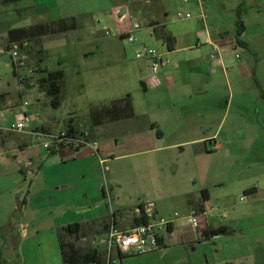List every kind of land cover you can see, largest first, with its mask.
<instances>
[{
    "label": "crops",
    "instance_id": "crops-1",
    "mask_svg": "<svg viewBox=\"0 0 264 264\" xmlns=\"http://www.w3.org/2000/svg\"><path fill=\"white\" fill-rule=\"evenodd\" d=\"M21 1H24L22 5ZM21 1L1 6L15 5L13 9L17 11V15L20 16V13L26 12L24 16L28 15L34 21L33 23L74 17L76 28L80 26V19L92 16L93 6L90 8V4H95L91 2L92 0ZM241 3L235 6L236 12H240ZM121 9L123 13L118 18L116 15ZM0 10L2 12V9ZM128 10V7L124 5L114 9L116 24L123 29L129 26V24L126 25V19L129 17ZM9 11L12 9L10 8ZM188 23L191 25L193 22ZM197 24H199L196 30L197 36L203 38V41L210 46V50L209 41L218 46L219 50L215 58L209 57L208 60L207 56L200 57L197 52L187 53L186 50H192V45L181 46V33L158 21L151 22L152 37L160 40L152 33V29L156 27L174 38L172 50H167L165 43L160 40L162 48H166L168 52L164 53L169 62L163 64L157 72L160 84L153 88L157 90L154 99L157 104L155 112L150 110L136 112L131 95L126 88H122L120 94L114 97L130 95L132 117L97 126H89L87 123L84 129L81 128V123L73 122L86 133V144L75 146L64 143L57 149L48 147L43 151L39 144L43 143L41 138L58 135L64 130L65 125L57 133L52 132L50 122L55 120V115L46 113L44 119L40 115L45 107L53 108L48 97L35 82L27 83L23 80L28 70L18 71L16 77L13 75L9 51L6 50V32L15 26L6 27L1 32L4 24L0 18V61L6 54L7 61H4V64L10 67V75L4 78L0 76V264L19 262L21 250L27 249L29 244L40 251L44 264H62L57 238V230L60 227L73 222L86 224L105 218L104 201L108 197L112 200L116 197L117 202L120 201L118 205H122L117 192L119 182L116 178L117 167L114 161L124 157L148 156L147 159L138 163L131 162L130 165L120 167L123 173H132L138 168H143L148 173L154 169L156 171L166 169L178 182L175 184L177 192L170 197L172 199L180 197L179 202L186 204L185 214L180 217V220L186 219L185 216L189 211L194 210L197 211L198 216H203L206 222V205L212 197L211 189L213 186L223 184L221 177L228 169L212 168L206 160L213 151L217 154L220 150L228 151L229 145L228 134L223 132L226 120L225 111L223 113L221 107L223 104L220 102L214 106L210 102L207 103L206 95L212 88V76L219 72L226 75L223 68L225 58L230 49H235L236 44L227 26L209 27L206 21ZM67 32L44 35L40 38L45 55L42 66L49 71L61 70L64 74L66 62L74 56L72 68L77 75H80L81 71L82 74L89 73L86 72L87 70L91 71L86 67L90 59L93 60L92 69L95 65L98 68L101 64H98V60L94 58L95 43H99L100 38L93 36H86L85 41L82 42L92 47L72 54L56 56L57 66L54 68L46 64L47 52L53 45L61 44L58 47H66L77 42L78 38L69 37ZM180 48L183 50L182 53L177 52ZM99 60L105 63L104 65L110 61L109 58ZM137 60H125L127 63L123 66H126L128 75L127 70L120 71L119 75H117L119 71L114 73L113 70H108L107 76L118 77L120 84L123 79L129 77L128 80H138L139 84L142 83L143 89H146L143 81L149 72L148 61ZM102 76L98 75L92 80L95 87H102L104 83ZM80 84L84 86L85 82ZM20 85L27 90L36 91L34 109L29 107L30 103L28 106H22L23 101L26 100L23 99L24 92ZM102 88L108 92L112 91L110 84H105ZM225 105L228 106V103ZM19 108L29 117L28 127L23 131H9L6 125L20 117L17 112ZM66 120L63 121L66 123ZM115 124H119L125 130L121 138L114 136L111 126ZM33 136L38 140L36 145L31 144ZM239 153L242 156L246 155L244 147L239 149ZM180 177L184 183L182 188ZM245 191L254 201L256 186L251 183L245 187ZM225 196L227 194H223V197ZM157 201L155 197L148 196L138 204L152 203L155 215L170 217V212L165 208L161 210L157 206ZM138 204L132 208L135 216ZM113 209L125 211L130 208L115 206ZM17 213L20 216H16ZM205 225L206 230L212 227L208 222ZM219 225L233 227L231 224ZM177 227H179L177 224L171 225V230H167L164 234L162 243L157 249L167 248L168 240L178 230ZM206 230L200 232L204 240H216L219 237L217 235L205 239ZM237 255L226 262L235 264L232 261L235 260L241 264L244 263L240 261L244 255L239 252ZM26 259L29 260L27 256Z\"/></svg>",
    "mask_w": 264,
    "mask_h": 264
},
{
    "label": "rangeland",
    "instance_id": "rangeland-1",
    "mask_svg": "<svg viewBox=\"0 0 264 264\" xmlns=\"http://www.w3.org/2000/svg\"><path fill=\"white\" fill-rule=\"evenodd\" d=\"M91 2H95L90 4V8L93 6L92 16L80 19V26L67 32L69 37L78 38L77 42L66 47H58L61 44H55L46 55V64L54 68L57 66L56 56L72 54L92 47L89 44H82L86 36L100 38L99 43H95L94 60H98V64L101 65L98 68L95 65L92 69L93 60L90 59L86 67L91 71L87 70L86 72L89 73L86 74H82L81 71L80 75H77L72 68L74 64V56H72L64 67L59 105L56 108L45 107L40 112L43 119L46 113L55 115V120L50 122V129L54 133L62 129L65 125L63 120L66 118H71L75 123H81L83 128L87 125L85 121L89 106L117 98L114 96L120 94L122 88H126L131 95L136 112L148 110L155 112L156 110L157 104L154 99L157 90H153L155 87L148 86L143 89L138 80H128L129 77L123 79L120 84L118 77L107 76L108 70H113L114 73L119 71L117 75L120 71L127 70L126 66H123L127 63L125 61L127 59L138 61L134 57L137 45L112 34L116 26H119L113 14L117 6L124 5L129 9L126 25L132 22L140 25V29L134 33L137 43L160 49L166 54L168 52L166 48H162L161 41L151 35L150 25L154 20L181 33V46L192 45V50H186L187 53L197 52L200 57L207 56L208 60L210 46L196 33L199 28L197 23H201L198 14L201 12L205 14V21L209 27L227 26L229 32L233 34L236 47L229 50L223 65L227 77L222 72L214 74L211 79V91L206 95L207 103L210 102L214 106L220 102L223 104L222 112L225 111L226 118L223 132L228 134L229 145L228 151L220 150L218 154L213 151L206 160L212 168L228 169L221 177L223 184L213 186L211 189L212 197L206 205L205 219L212 227L221 223L231 224L234 231L231 235H218L216 240H204L200 235L201 231L206 230L203 216L197 217V231L193 230L186 219L180 220V217L185 214L186 204L179 202L180 197L173 199L170 197L177 192L175 184L178 182L166 169L163 168L161 171L154 169L150 173L143 168H138L132 173L121 172L120 167L130 165L131 162L138 163L148 157L141 155L114 161L117 167L116 178L119 182L117 192L122 205H118L120 201L117 202L116 197L113 200L108 197L104 201L106 217L84 224L80 233L65 235V240L74 242L83 251L96 249L106 264H204L208 262L220 264L233 256H238V252L244 255L240 260L244 262L242 264L264 263V0H92ZM20 3L22 5L24 1ZM239 3H241V9L240 12H236L235 6ZM14 6L0 5L2 9L0 18L4 24L1 32L11 25L16 27L33 24L34 21L28 15L24 16L26 12H19L20 16L17 15V11L13 9ZM10 8L12 11H9ZM178 10L189 12L191 17L178 18L176 16ZM238 21L241 22L242 28L238 26ZM188 22L193 23L190 25ZM103 27H107L111 33L105 34ZM237 30H241L238 38L243 42L242 46H238L239 44L235 41ZM177 52L182 53L183 50L180 48ZM6 57V54L3 55L0 61V76L3 78L10 75V67L4 64V61H7ZM102 58L110 59L107 65L99 60ZM25 70L30 71L23 76V80L27 83L36 82L40 73L32 59L27 58L21 71ZM98 75H103L104 83L101 86L110 84L112 91L108 92L105 90L106 87L98 88L92 84V80ZM80 82H85V85L82 86ZM14 83L16 84V81ZM20 87L24 92L23 99L25 98L24 100L30 103L29 107L34 109L36 91L27 90L21 85ZM226 103L228 106L225 105ZM78 127L80 128L79 125ZM111 127L115 133L114 136L121 138L125 132L123 127L121 128L119 124ZM41 141L50 142V139L42 137ZM37 143L38 140L33 136L31 144ZM43 143H39L40 149L45 151L47 149ZM241 147L245 149L244 156L239 153ZM251 183L256 186L254 201L245 191V187ZM183 185L180 177V187L182 188ZM223 194L227 196L223 197ZM148 196L155 197L156 201L158 200L157 206L161 210L165 208L170 212V217L173 211L178 213V217L174 219V224L179 226L176 228L178 230L169 238L167 248L119 257V251L115 247L107 248L103 239L111 226L117 230L132 228L135 216L132 208ZM115 206L130 209L119 211L113 209ZM111 211L115 212V224L106 229L103 223L110 222ZM159 247L160 245L157 248ZM232 261L235 264H241L239 261ZM15 264H44V262L40 251L29 244L27 249L21 250L20 260Z\"/></svg>",
    "mask_w": 264,
    "mask_h": 264
},
{
    "label": "trees",
    "instance_id": "trees-1",
    "mask_svg": "<svg viewBox=\"0 0 264 264\" xmlns=\"http://www.w3.org/2000/svg\"><path fill=\"white\" fill-rule=\"evenodd\" d=\"M18 1L21 0H0V5H8L16 3ZM238 26L242 28V24L239 21ZM75 28V18L68 17L36 22L31 25L22 27L10 28L6 32V50L9 51V49L13 45H16L19 51L24 52L27 58L32 59L40 73V76L35 83L37 84V87L40 88L48 97L49 103L53 108H56L61 101L63 72L61 70L49 71L42 66V63L44 61V54L41 47L40 38L44 35L67 32ZM240 31H236L237 36H235V41L238 44H243V42H241L238 38ZM152 33H154L157 38L165 43L167 50L173 49L174 38L172 35L163 32L161 28L156 29V27L152 29ZM12 69L13 75L16 77L17 71L16 69H14V66H12ZM140 84L142 86L141 82ZM132 116L133 109L131 105L130 95L125 94L124 96L112 99L107 103L90 105L88 113L86 115V122L89 126H97L111 121L130 118ZM77 126L78 125L74 124L71 118H68L65 123L64 131L67 133V135H73V133H75L79 129V127L77 128ZM66 144L71 145V143ZM62 146L63 145L61 143L59 147ZM51 151L54 152L53 149H51ZM137 207L139 211H137L136 216L133 217L134 225L145 223L148 221V217L144 213V204L140 203ZM110 216V222L103 223L106 229L115 224V212L113 211ZM83 226L84 224L82 223L73 222L62 226L57 230L59 252L62 264H106L96 249L83 251L82 248L74 244V242L65 240V235H76L81 232ZM167 230H171V225L168 226ZM233 231V228L227 225L209 227L206 230L205 239L217 235H231ZM123 255L124 254L119 251V257H122ZM220 264L233 263L223 262Z\"/></svg>",
    "mask_w": 264,
    "mask_h": 264
},
{
    "label": "built area",
    "instance_id": "built-area-1",
    "mask_svg": "<svg viewBox=\"0 0 264 264\" xmlns=\"http://www.w3.org/2000/svg\"><path fill=\"white\" fill-rule=\"evenodd\" d=\"M178 18H190L191 14L189 12H182L178 10L176 13ZM205 14L200 13L198 19L200 21H205ZM104 33H111L107 27H103ZM140 29V25L136 22L129 23V26L126 29H123L120 26H116L115 31L112 34L118 35L121 38H124L127 42L137 45V48L134 52V57L136 59H145L148 61L149 72L143 81L145 87H156L160 84L159 78L157 77L158 69L163 65L169 62V59L165 56V53L160 49H156L150 46H147L143 43H137L134 33ZM211 52L209 54L210 58H215V55L218 52V46L214 43H211ZM9 56L16 71H21L25 66L27 56L25 53L18 51L17 47L13 45L9 50ZM30 70H28L29 72ZM27 101H23L22 106H27ZM20 115L15 121L9 123L6 127L9 131H23L28 127L29 117L26 113L19 108L17 111ZM50 142H44L43 146L48 148L57 149L60 144L71 143L75 146H82L86 144V133L78 129L73 135H67L63 130L58 135H48ZM144 213L148 217V221L145 223H140L134 225L132 228L127 230H117L112 226L106 233V237L103 239L107 248L115 247L118 251L122 253H132V254H142L154 249H157L162 243L164 234L167 232L168 226L174 223L175 217H178L177 212H173L171 217H165L160 215H155L153 212V204L146 203L144 204ZM139 211V209H137ZM198 213L194 210H190L189 213L185 216L188 223L191 225L193 230L198 228Z\"/></svg>",
    "mask_w": 264,
    "mask_h": 264
},
{
    "label": "water",
    "instance_id": "water-1",
    "mask_svg": "<svg viewBox=\"0 0 264 264\" xmlns=\"http://www.w3.org/2000/svg\"><path fill=\"white\" fill-rule=\"evenodd\" d=\"M122 13H123V9H121L118 13H117V15H116V17H120V15H122Z\"/></svg>",
    "mask_w": 264,
    "mask_h": 264
},
{
    "label": "flooded vegetation",
    "instance_id": "flooded-vegetation-1",
    "mask_svg": "<svg viewBox=\"0 0 264 264\" xmlns=\"http://www.w3.org/2000/svg\"><path fill=\"white\" fill-rule=\"evenodd\" d=\"M261 264H264V263H261Z\"/></svg>",
    "mask_w": 264,
    "mask_h": 264
}]
</instances>
